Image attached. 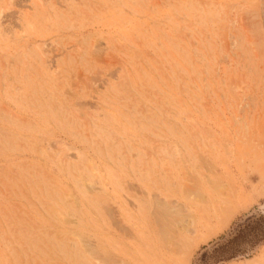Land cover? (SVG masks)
Here are the masks:
<instances>
[{
    "label": "rangeland",
    "instance_id": "rangeland-1",
    "mask_svg": "<svg viewBox=\"0 0 264 264\" xmlns=\"http://www.w3.org/2000/svg\"><path fill=\"white\" fill-rule=\"evenodd\" d=\"M0 264H264V0H0Z\"/></svg>",
    "mask_w": 264,
    "mask_h": 264
},
{
    "label": "bare ground",
    "instance_id": "bare-ground-1",
    "mask_svg": "<svg viewBox=\"0 0 264 264\" xmlns=\"http://www.w3.org/2000/svg\"><path fill=\"white\" fill-rule=\"evenodd\" d=\"M189 178H190V177H189ZM187 180H188V179H187ZM190 180H191V179H190ZM195 180H196V179H195ZM185 186H186V185H185ZM192 188H193V187H192ZM188 189H189V188H188ZM188 189H187V190H188ZM193 190H194V189H193ZM200 191H202V190H200ZM200 191H199V192H200ZM188 192H189V191H188ZM194 192H195V191H194ZM188 194H189V193H188ZM198 194H200V195H199V197H200L201 194H203V193L201 192V193H198ZM222 194H223V193H222ZM158 196H159V195H158ZM158 196H157V197H158ZM194 196H195V197H198V196H196V194H194ZM204 198H205V197H204ZM160 199H161V198H160ZM157 200H158V199H157ZM204 200H205V199H204ZM227 200H228V199H227ZM158 201H160V200H158ZM172 201H174V200H172ZM163 202H165V201H163ZM174 202H175V201H174ZM203 202L205 203V201H203ZM161 203H162V202H161ZM167 204H168V203H167ZM173 204H174V203H173ZM178 206H179V205H178ZM178 206H177V207H178ZM215 210H216V209H215ZM168 216H169V215H168ZM194 216H195V215H194ZM164 218H165V217H164ZM171 218H172V217H171ZM193 219H194V218H193ZM159 220H160V219H159ZM160 221H161V220H160ZM174 221H177V220L174 218ZM194 221H195V220H194ZM171 222H172V221H170V223H171ZM193 223H195V222H193ZM164 224H165V223H164ZM164 224L160 223V225H164ZM160 225H158V227H160ZM193 225H194V224H193ZM166 226H168V225L166 224ZM163 227L165 228V226H163ZM168 227H169V226H168ZM172 228H173V227H172ZM184 228H185V227H184ZM161 229H162V231H166V230H167V229H166V230H165V229L163 230V228H161ZM190 229H191V228H190ZM172 230H173V229H172ZM172 230H171V231H172ZM185 230H186V229H185ZM193 230H194V229H193ZM173 231H176V230H173ZM166 232H168V231H166ZM166 232H164V234L162 233V236L165 235ZM166 236H167V235H166ZM170 236H172V235L170 234ZM165 238H166V237H165ZM171 238H172V237H171ZM169 239H170V238H169ZM169 239H168V240H169ZM173 239H174V238H173ZM163 240H165V239H163ZM168 240H166V241H168ZM170 241H173V240H170ZM165 244H166V243H165ZM173 244L176 245L177 243H175V242L173 241ZM173 244H172V245H173ZM177 245H178V244H177ZM178 246H179V245H178ZM172 247H174V245H173ZM191 247H192V246H191ZM178 248H179V247H178ZM171 249H172V248H171ZM174 249H175V248H174ZM171 251H174V250H171ZM175 251H177V250L175 249ZM179 252H180V251H179ZM178 254H179V253H178ZM185 258H186V257H185ZM106 259H107V258H106ZM181 261H182V260H181Z\"/></svg>",
    "mask_w": 264,
    "mask_h": 264
}]
</instances>
